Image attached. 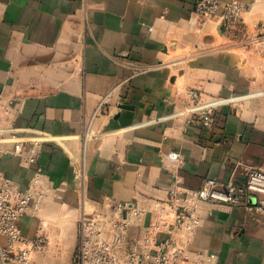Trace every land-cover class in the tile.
<instances>
[{
	"label": "crops",
	"instance_id": "0c3cea01",
	"mask_svg": "<svg viewBox=\"0 0 264 264\" xmlns=\"http://www.w3.org/2000/svg\"><path fill=\"white\" fill-rule=\"evenodd\" d=\"M196 1L0 0V124L14 127L0 141V173L34 198L23 235L45 239L27 264L61 247L71 264L80 214L107 200L140 212L129 238L154 230L158 241L173 184L222 186L264 170V0H238L243 32L231 34L220 17L196 14ZM189 89L199 97L186 107ZM204 108L214 131L185 126ZM28 139L40 141L33 164L10 152ZM253 203L197 202V223L177 241L204 264H264Z\"/></svg>",
	"mask_w": 264,
	"mask_h": 264
},
{
	"label": "built area",
	"instance_id": "2783aa9c",
	"mask_svg": "<svg viewBox=\"0 0 264 264\" xmlns=\"http://www.w3.org/2000/svg\"><path fill=\"white\" fill-rule=\"evenodd\" d=\"M246 6L238 0H197L194 12L198 15L220 17L221 31L231 34L243 32L242 13ZM255 40L250 36L248 41ZM190 102L195 104L199 92L186 91ZM4 112L5 105L0 103ZM185 126L194 122L200 124L204 133H211L217 127V120L210 108H204L186 116ZM12 122L0 124V141L12 138ZM40 151L38 139L16 140L10 152L20 161L37 162ZM174 160L177 153H169ZM42 192L39 193V197ZM248 198H254L253 207L264 213V170L249 168L241 182H227L222 186L206 183L198 187H184L173 184L167 192V210H162L159 224L154 229L164 228L167 236L158 241L152 240L154 230H143L142 234L129 238V229L140 212L130 216L133 209L127 202L114 203L107 200L103 208L84 212L77 220V244L72 254L71 264H204L196 260L185 246L177 241V232L183 226L192 227L197 223L193 209L197 202L209 201L227 206L238 205ZM34 198L27 189L20 188L8 176L0 173V264H27L31 254L40 248L45 239L41 235L27 237L20 227V218L28 211ZM172 221H167V216ZM125 252V253H122Z\"/></svg>",
	"mask_w": 264,
	"mask_h": 264
},
{
	"label": "rangeland",
	"instance_id": "374dc122",
	"mask_svg": "<svg viewBox=\"0 0 264 264\" xmlns=\"http://www.w3.org/2000/svg\"><path fill=\"white\" fill-rule=\"evenodd\" d=\"M68 255V248L63 247L48 250L46 253L35 254L29 264H64L65 257Z\"/></svg>",
	"mask_w": 264,
	"mask_h": 264
}]
</instances>
